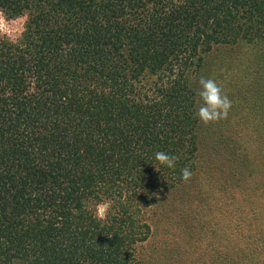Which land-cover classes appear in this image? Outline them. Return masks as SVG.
<instances>
[{
	"label": "trees",
	"instance_id": "trees-1",
	"mask_svg": "<svg viewBox=\"0 0 264 264\" xmlns=\"http://www.w3.org/2000/svg\"><path fill=\"white\" fill-rule=\"evenodd\" d=\"M0 10L27 16L18 41L0 38V264H132L115 205L100 220L94 198L182 185L190 202L241 205L235 191L247 184L232 169L219 184L203 173L204 134L182 78L212 41L263 44L264 0H0ZM121 47L134 62L116 60ZM157 151L177 156L175 168ZM249 158L251 175L261 161ZM252 194L264 201L263 186ZM248 212L215 236V264H249L246 239L264 247V212Z\"/></svg>",
	"mask_w": 264,
	"mask_h": 264
},
{
	"label": "rangeland",
	"instance_id": "rangeland-1",
	"mask_svg": "<svg viewBox=\"0 0 264 264\" xmlns=\"http://www.w3.org/2000/svg\"><path fill=\"white\" fill-rule=\"evenodd\" d=\"M26 18V15L8 18L0 10L3 25L0 27V38L18 41ZM211 43L205 60L199 64L196 61L187 68L182 82H187L193 94L195 113L202 103L198 96L200 77L216 80L232 101L227 119L204 125L197 118L196 128L202 130L204 135L201 134V139H205L203 146L207 169L203 173L210 178L214 174V181L219 184L232 169L235 172L233 179L235 177L238 182L245 181L247 184L245 190L238 188L235 191L239 192L237 204L241 205L237 208L236 204L224 203L217 207L213 204L206 206L201 200L190 202L186 199L189 196L181 193L184 191L182 185L170 186L165 194L148 190L141 198L132 193L129 194L134 197H129L124 192L112 198L106 197L103 201L100 197L94 198L90 206L96 218L98 204L110 201L111 205H115L112 212L121 224L122 251H129L127 258L131 263L215 264L211 253H215L218 247L224 249L223 245L215 243V236L226 239V230L233 226L235 215L244 209L246 212L250 209L249 214L258 210L264 212V201L254 204L251 200L256 198L252 193L258 187H264V147L261 156L257 151L258 145H261L259 141L263 143L264 138V43L256 44L255 38H248L246 34L239 35L234 42ZM117 52L116 60L119 59V52L129 62L136 59V55L125 47L117 49ZM122 120L126 122L128 118ZM107 122L104 120L102 124ZM249 156L261 161L260 171L255 166L251 175L249 170L254 162ZM148 200L149 204H145ZM231 213L235 214L230 217ZM126 217H133L134 222L128 224ZM135 226L138 229L131 230ZM254 243L252 239L242 243L246 249L242 259L249 264L264 262V247Z\"/></svg>",
	"mask_w": 264,
	"mask_h": 264
},
{
	"label": "clouds",
	"instance_id": "clouds-1",
	"mask_svg": "<svg viewBox=\"0 0 264 264\" xmlns=\"http://www.w3.org/2000/svg\"><path fill=\"white\" fill-rule=\"evenodd\" d=\"M2 21H0V27H2ZM198 84L200 90L198 96L202 102L195 113V116L204 124L208 125L216 123L221 120L227 119L229 111L232 107V101L228 95L224 92L222 86L218 82L211 78L200 77ZM155 160L167 168H175L178 157L175 155H169L163 151H157L155 153ZM192 172L188 167L181 169V179L187 182L191 179ZM112 205L110 201H105L97 205L96 216L100 220L107 219L108 213Z\"/></svg>",
	"mask_w": 264,
	"mask_h": 264
}]
</instances>
